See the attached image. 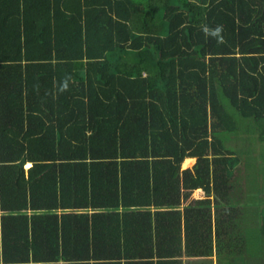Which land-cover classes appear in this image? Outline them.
Masks as SVG:
<instances>
[{"label":"trees","instance_id":"16d2710c","mask_svg":"<svg viewBox=\"0 0 264 264\" xmlns=\"http://www.w3.org/2000/svg\"><path fill=\"white\" fill-rule=\"evenodd\" d=\"M263 170L264 0H0V264H264Z\"/></svg>","mask_w":264,"mask_h":264},{"label":"clouds","instance_id":"9594fccd","mask_svg":"<svg viewBox=\"0 0 264 264\" xmlns=\"http://www.w3.org/2000/svg\"><path fill=\"white\" fill-rule=\"evenodd\" d=\"M202 30L206 36H211L217 39L218 42H223V26L217 25L215 28H209L207 25L202 26ZM71 77L65 76L62 81L58 82L56 85L57 92H64L69 88Z\"/></svg>","mask_w":264,"mask_h":264},{"label":"crops","instance_id":"0c3cea01","mask_svg":"<svg viewBox=\"0 0 264 264\" xmlns=\"http://www.w3.org/2000/svg\"><path fill=\"white\" fill-rule=\"evenodd\" d=\"M187 160H191V164L190 165H184V163H185V161H187ZM195 161H196V158L195 157H188V158H186L185 160H184V162L182 163V169H186V168H190V167H192L193 165H194V163H195ZM200 194V196L199 197H204V191L202 190V189H196V190H194L193 191V193H192V197L193 198H198V197H196L197 195L196 194Z\"/></svg>","mask_w":264,"mask_h":264},{"label":"rangeland","instance_id":"374dc122","mask_svg":"<svg viewBox=\"0 0 264 264\" xmlns=\"http://www.w3.org/2000/svg\"><path fill=\"white\" fill-rule=\"evenodd\" d=\"M28 166V165H27ZM264 171V170H263ZM197 196L196 197H198V198H202V196L201 197H199L200 196V194L198 193V194H196ZM209 262L212 260V262H213V264H215V258L213 257V259H211V258H209V259H207Z\"/></svg>","mask_w":264,"mask_h":264}]
</instances>
